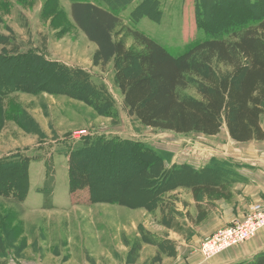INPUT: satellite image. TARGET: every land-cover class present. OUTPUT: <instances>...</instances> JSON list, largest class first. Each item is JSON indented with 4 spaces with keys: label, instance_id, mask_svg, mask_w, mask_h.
Segmentation results:
<instances>
[{
    "label": "rangeland",
    "instance_id": "374dc122",
    "mask_svg": "<svg viewBox=\"0 0 264 264\" xmlns=\"http://www.w3.org/2000/svg\"><path fill=\"white\" fill-rule=\"evenodd\" d=\"M197 1L130 0L115 11L118 37L130 46V32L138 31L180 54L205 35L197 26ZM70 2L0 0V53L34 52L80 69L107 98V104L95 108L80 95L50 89L17 90L0 97V161L22 162L28 177L21 199L17 193L0 194V264H154L159 251L152 243L168 240L166 234L159 237L145 229L142 218H148V228L154 227L155 218L170 220L176 194L163 193L156 207L147 209L139 189L132 190L125 176L117 174V162L89 151L82 164L92 166L90 179L100 188L92 202L88 188L71 190L72 150L86 138L130 139L161 152L169 167L225 161L234 169L235 156L249 143L232 140L224 126L213 136L178 134L144 126L129 115L114 82L113 63H100L96 45L70 17ZM195 86L191 82L180 93L197 97ZM78 131L85 133L75 138ZM50 175L51 199L42 189ZM115 180L122 182L119 191L109 195L110 202L101 201L108 187L116 188ZM226 186L221 191L226 192ZM48 201L51 206L46 208ZM166 247L170 250L171 245Z\"/></svg>",
    "mask_w": 264,
    "mask_h": 264
},
{
    "label": "trees",
    "instance_id": "16d2710c",
    "mask_svg": "<svg viewBox=\"0 0 264 264\" xmlns=\"http://www.w3.org/2000/svg\"><path fill=\"white\" fill-rule=\"evenodd\" d=\"M98 1L106 6L71 0L70 17L96 45L100 63H113L114 82L129 115L144 126L178 134L213 136L224 126L236 142L264 140L260 125L264 113V0L197 1V26L205 35L180 54L138 31L130 32L133 43L126 45L124 37H118L120 20L115 11L130 0ZM191 82L196 84L197 97L180 93ZM31 89L80 95L95 108L107 104L105 93L80 69L47 61L34 52L0 53V97ZM89 151L98 159L117 162V174L125 176L132 190L139 189L147 209L155 208L161 195L178 185H191L194 195L201 190L217 193L234 179V170L225 161H213L202 169L188 163L169 167L161 152L141 142L86 138L71 152L69 181L71 190L88 188L92 202L100 188L90 179L92 166L82 164ZM27 181L22 162L0 161V194L17 193L20 198ZM53 181V175L44 180L46 198L51 199ZM113 183L116 188L108 187L101 201H109L119 191L122 182ZM50 206L51 201L44 204ZM236 264H264V251Z\"/></svg>",
    "mask_w": 264,
    "mask_h": 264
},
{
    "label": "crops",
    "instance_id": "0c3cea01",
    "mask_svg": "<svg viewBox=\"0 0 264 264\" xmlns=\"http://www.w3.org/2000/svg\"><path fill=\"white\" fill-rule=\"evenodd\" d=\"M260 125L264 130V113L260 116ZM244 143L249 144L244 152L234 158V179L227 184L226 192L206 193L201 190L194 195L191 185H178L164 192L176 194L170 220L155 218L154 227L148 228V218H142L145 229L159 237L166 234L164 239L168 240L152 243L159 251L154 264H165L166 261L170 264H236L264 251L262 228L250 240L209 259H204L199 252L200 243L205 237L239 220L253 202L264 204V140ZM204 167L205 164L197 168ZM180 192L183 194H178ZM181 203L183 208H179ZM167 245H171L170 250Z\"/></svg>",
    "mask_w": 264,
    "mask_h": 264
},
{
    "label": "built area",
    "instance_id": "2783aa9c",
    "mask_svg": "<svg viewBox=\"0 0 264 264\" xmlns=\"http://www.w3.org/2000/svg\"><path fill=\"white\" fill-rule=\"evenodd\" d=\"M84 133L78 131L74 137L79 138ZM262 228H264V204L256 201L248 207L239 220L205 237L200 243L199 252L204 259H209L228 248L250 240Z\"/></svg>",
    "mask_w": 264,
    "mask_h": 264
}]
</instances>
